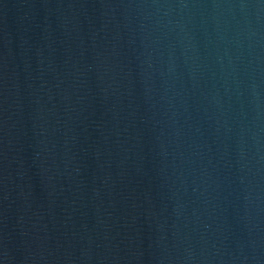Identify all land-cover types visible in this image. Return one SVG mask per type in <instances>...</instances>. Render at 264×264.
<instances>
[{"label":"water","instance_id":"95a60500","mask_svg":"<svg viewBox=\"0 0 264 264\" xmlns=\"http://www.w3.org/2000/svg\"><path fill=\"white\" fill-rule=\"evenodd\" d=\"M0 238L264 264V0H0Z\"/></svg>","mask_w":264,"mask_h":264}]
</instances>
